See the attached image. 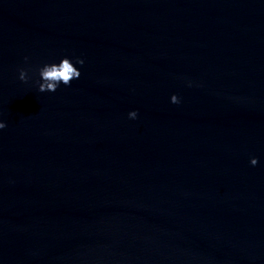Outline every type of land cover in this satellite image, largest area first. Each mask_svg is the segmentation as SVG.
Segmentation results:
<instances>
[{
	"label": "water",
	"instance_id": "95a60500",
	"mask_svg": "<svg viewBox=\"0 0 264 264\" xmlns=\"http://www.w3.org/2000/svg\"><path fill=\"white\" fill-rule=\"evenodd\" d=\"M0 119V264H264V0H0Z\"/></svg>",
	"mask_w": 264,
	"mask_h": 264
},
{
	"label": "clouds",
	"instance_id": "9594fccd",
	"mask_svg": "<svg viewBox=\"0 0 264 264\" xmlns=\"http://www.w3.org/2000/svg\"><path fill=\"white\" fill-rule=\"evenodd\" d=\"M25 61L28 60L26 56ZM85 60L82 57H72L65 55L59 59L58 62H45L36 70L38 74V79L35 81L37 90L39 92H55L61 85L68 87L71 85L73 80L79 79L81 76V69L84 65ZM21 81L28 82L30 76L27 69H19V77ZM191 86V82H189ZM170 102L173 104L180 103V97L173 93L170 96ZM137 110H131L128 112V117L130 119L137 118ZM6 127V122L0 119V130ZM251 166H256L258 164V157L252 156L249 161Z\"/></svg>",
	"mask_w": 264,
	"mask_h": 264
}]
</instances>
